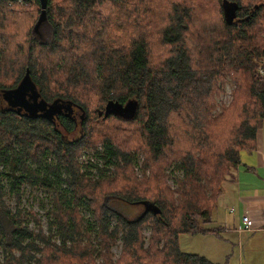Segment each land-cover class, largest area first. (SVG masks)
<instances>
[{
	"label": "trees",
	"instance_id": "16d2710c",
	"mask_svg": "<svg viewBox=\"0 0 264 264\" xmlns=\"http://www.w3.org/2000/svg\"><path fill=\"white\" fill-rule=\"evenodd\" d=\"M0 1L13 4L21 3L24 6L34 3L39 8V15L31 24L30 34L33 37L29 41L25 39L28 45L26 52L29 53V58L33 59V64L29 62L28 66H25L16 78V82L21 81L28 70V78L35 85V91L41 99L47 103H53L56 100L67 102L72 107L71 114L62 113L57 116V121L41 117L33 119L17 115L5 106H1L0 97V251L3 257H6L4 264H214L202 256L181 252L178 242L179 237L184 234L220 237L221 229L211 227L210 216L216 210L215 202L219 190H213L212 186V196L206 203H202L198 196H192L181 199L178 205L174 206L165 196H152L148 183V188L144 191L133 186L126 188L124 193L118 191L110 195L109 198L106 196L104 200L113 199L116 205H121L123 202L135 206H139L140 202L147 201L158 207L160 213L157 215L147 212L140 217L142 209L135 217L128 218L118 210L120 208H112L103 203L97 208L96 192L98 193L102 189V184L84 178L79 173L78 166L74 161L76 149L89 142L81 143V139L78 141L68 139V134L76 127V119L73 115L78 111L80 125H83L86 122L87 108L80 101L81 98L56 91L59 87L54 89L57 95L51 93L53 87L51 89L50 82L45 78L46 70L49 68L43 65L44 61L52 57L56 50L62 48L60 42L63 41V38L67 39L70 32L78 33L77 30L81 25L82 27L86 26L84 30L86 34L87 28L93 26L97 21L100 23L98 25L103 24L107 29L113 30L114 25L110 24L109 19L114 21L118 15L103 16L96 13L100 15L97 16L94 9L107 3L114 8L124 1L126 4L133 0H67L75 12L69 15L61 11V5H54V0H47L44 10L45 17L40 23V27L46 24L51 26L54 41L49 45L40 44L39 35L35 29L36 23L41 20L39 0H30L29 2ZM143 1L148 2L149 0H139V2ZM240 1L248 6H253L256 11L242 16L244 13L242 14L241 10L244 7L239 4ZM258 1L260 2V0H220L219 5L225 23L222 31L229 41L221 46L215 42V49L210 50L211 54L201 68L193 66L189 49L185 46L184 32L188 30L191 18L190 7L186 6L178 10L173 5L167 19L168 22L161 28L160 34L162 44L176 49L177 53L170 59H166L165 66L157 70L150 67L147 42L144 38L138 37L133 39L128 49L125 46L121 47L124 52L121 49L116 50L115 54L119 55L115 57L112 55V58L105 55L101 49L97 50L98 56L94 61L98 65L94 67V73L97 72L99 78L97 84L90 83L89 73L81 67L83 59L79 57V53V56L75 57L76 62L71 63L70 59L66 60L65 64H70V67L63 76V83H69L70 88L78 86V84L86 86L95 84L100 99L105 100V105L108 102H116L122 106L130 101L136 103L135 115L132 119H124L112 114L104 117L105 106L98 110L96 115L103 121L115 117L133 122L137 119L140 110L143 109L144 118L140 127L143 131L146 153L153 160L164 157L166 151L173 146L169 127L166 125L168 117L176 111L186 112L188 110L195 113L201 109L202 105L197 100L201 99L200 96L203 92L206 95L210 91L216 74L214 69L218 64L220 70L224 55H227L232 47L231 43L254 41L253 36L250 38L247 36L251 31L250 28H253L256 22L257 12L264 10V2L257 4ZM224 2L233 7L234 17L231 22H228V18H226ZM102 17L107 19L103 20ZM12 31L16 35L21 31V28L16 25ZM70 47L67 51L74 53L73 44L70 43ZM258 48L257 45L248 53L247 49L242 47L240 51L238 47L240 52L234 58L239 62V65L245 66L246 70L252 69L253 75L250 73L251 81L249 83L252 87L247 95L251 101L250 109L244 108L247 116L238 121L236 141L231 143L225 152L219 154V160L226 161L225 163L229 167H236L240 164L242 151L251 152L254 150L258 124L264 121V77L256 78L255 67L250 68L248 65V69L247 65L240 61L243 54L248 59L251 58ZM3 49L6 48L3 47ZM6 51L8 52L7 49ZM215 63L217 64L215 65ZM78 68L80 69L77 70ZM70 75L71 77H69ZM15 85L16 83L8 88L1 87L0 91L13 90L18 86V84ZM118 88L122 89L124 93H116ZM194 123L191 125L195 127ZM196 137L195 135L194 138ZM108 139L105 137L102 140L101 150L94 153L99 162L107 168L119 162H123L125 165L132 162V155L114 147ZM206 139L203 137L201 140L199 139L198 143L202 145L203 140ZM249 143L251 144L248 147ZM44 147L53 148L52 154L55 157V163L47 164L42 158L47 152L43 149ZM194 163L193 155L188 153V155H183L181 162L177 164V168L183 171L185 180L193 176ZM30 164H35V168L31 169ZM61 165L65 167L62 169ZM3 179L6 180V189L2 185ZM23 183L53 191L54 208H52L51 214L54 221L50 223L55 227L53 234L50 231V234L44 236L40 230L34 233L28 228L26 224L28 220L33 221L36 225L40 224L35 215L22 214L18 210L14 213L10 211L4 196L10 197L19 205ZM79 206H84L91 211L95 222L94 228L86 227L82 223V217L77 211ZM111 219L115 220L113 226L110 224ZM146 224L151 226V237L148 246L144 248L140 231ZM92 235H98L99 240L93 242ZM118 235H121L122 253L118 259L111 260L110 248ZM54 238L59 244L53 242ZM13 252H16L17 255H14Z\"/></svg>",
	"mask_w": 264,
	"mask_h": 264
},
{
	"label": "rangeland",
	"instance_id": "374dc122",
	"mask_svg": "<svg viewBox=\"0 0 264 264\" xmlns=\"http://www.w3.org/2000/svg\"><path fill=\"white\" fill-rule=\"evenodd\" d=\"M263 2L264 0H260L256 3L261 4ZM58 4L62 6L61 11L68 15L75 13L74 8L70 7L67 0H54V5ZM108 4L94 9V13L97 16L118 15L114 21L109 19L110 24L114 25L113 30L107 29L103 24L98 25L100 23L97 21L93 26L87 28L85 34L86 26L80 25L79 30H77L78 33L70 32L68 38H63V41L60 42L62 48L56 50L52 57L47 58L43 63L49 68L46 70L45 78L50 82L51 89L53 87L51 93L57 95L56 91H61L66 92V94L69 93L71 96H77L81 98L80 101L87 108L85 124L80 125L78 117L80 113L78 111L73 115L76 119V127L68 134V139L71 141L81 139V143L89 142L76 149L74 161L78 166L79 173L84 178L102 184V189L98 193L96 192V207L99 208L103 203L112 208H120L118 210L124 216L133 218L142 211V206L129 205L123 202L121 205H116V203L114 204L115 200L107 199L105 201L104 198L106 196L109 198L110 195L118 191L124 193L126 188L133 186L144 191L148 188L147 184L149 183V192L152 196H165L174 206H177L181 199L192 196H198L202 203L208 202L212 196L211 189L213 186V190H219L215 202L217 208L224 192L230 187V182L234 179L233 174L239 166L229 167L225 163L226 161L221 162L219 160V154L225 152V149L236 141L238 121L247 116L244 108L250 109L249 105L251 104L247 95L252 87L249 83L251 81L250 73L253 75L252 69L246 70V67L239 65V62L234 58L242 50V47L247 49L249 53L258 45V50L251 58L248 59L243 54L240 61L245 63L248 69V65L250 68L255 67L256 78L264 77V10L257 12L256 22L253 28H250L251 31L247 36L248 38L253 36L254 41L246 40L231 43L232 47L229 53L224 55L220 70L219 65L215 63V65L217 64L214 69L216 74L211 83V89L206 95L203 92L200 96L201 99L197 100L202 105L201 109L195 113L188 110L186 112L183 110L176 111L168 117L166 125L169 127L173 146L166 151L164 157L153 160L146 153L143 131L140 127L144 118L143 109L140 110L137 119L133 122L115 117L103 121L96 115L98 110L105 106V100L100 99L98 95L97 86L95 84L87 86L78 84V86L70 88L69 83H63V76L70 67V64H65V62L69 59L71 63L76 62L75 57L80 55L79 57L83 59L81 67L89 73L90 83L97 84L99 78L97 72L94 73V67L98 66L94 63L98 56L97 50L101 49L105 55L112 58V55H114L113 57L119 55L118 53L115 54L116 50L121 49L124 52L122 46L128 49L133 39L142 37L148 45L150 67L156 70L162 68L165 66L166 59H170L177 53L176 49L162 44L160 34L161 28L168 22L167 19L172 6L175 5L174 7L178 10L186 6L190 7L191 18L188 30L184 32L185 46L189 49L193 66L201 68L211 54L210 50L215 49V42L221 46L229 41L222 31L225 23L219 5L220 0H149L148 2L133 0L126 4L124 1L119 6L113 5L114 8ZM239 4L244 7L241 10V13H244L242 16H247L256 11L253 6H248L242 1ZM38 10L39 8L34 3H28L27 6H24L21 3L13 4L0 1V88H8L15 83L16 85L19 84L20 81L16 82V78L25 66H28L29 62L33 64V59H30L29 53L26 52L28 46L26 41L33 37L30 34V29L34 19H37L39 15ZM102 19L107 18L102 17ZM16 25L20 26L21 31L15 35L12 28ZM37 32L40 44L49 45L54 41L50 25H41ZM70 43L73 44L74 53L67 51L68 48H71ZM57 87L59 88L55 91L54 89ZM116 93H124V91L118 88ZM1 106H4V103ZM195 121L196 123H194ZM191 123H194L195 127ZM201 126L205 127L202 128ZM195 135L196 138H194ZM105 137L106 139L109 138L108 140L114 147L132 155V162L128 165L119 162L108 168L99 162L94 153L101 150L102 140ZM203 137L207 139L203 140V144L200 145L198 141ZM43 149L47 150L42 157L46 163H55V157L52 154L53 148L44 147ZM188 153H191L195 160L194 174L185 180L183 171L177 168V164L181 162V157L188 155ZM29 166L31 169L35 168V164ZM61 166L62 169L65 167L64 165ZM5 183L6 180L3 179L2 185L6 189ZM52 195L51 189L41 186L32 187L30 184L23 183L21 186L22 198L19 205L8 196H4V199L12 213L18 210L22 214L35 215L40 224L36 225L33 221L28 220L26 222L28 228L34 233L40 230L46 236L50 234V231L52 234L55 231L54 225H50L54 221L51 214V210L54 208ZM77 208L82 217V223L86 227L94 228L95 222L91 216V211L84 206ZM110 224L115 225V220L111 219ZM211 227L216 228L213 224ZM254 228L253 232L258 231V227ZM150 230L151 226L146 224L140 231L144 248L148 246L151 237ZM120 237L121 235H118V238L111 245V260L118 259L122 253ZM214 237L212 235L184 234L179 237L178 244L184 252L206 255L209 257L208 259L219 264H264V236L255 237L244 234L240 240L236 237L237 240L232 241L230 246L218 243L219 240ZM91 240L93 242L98 241V235H92ZM53 242L59 244L56 238ZM13 254L17 255L16 252ZM5 262L6 257H3L0 251V264Z\"/></svg>",
	"mask_w": 264,
	"mask_h": 264
},
{
	"label": "crops",
	"instance_id": "0c3cea01",
	"mask_svg": "<svg viewBox=\"0 0 264 264\" xmlns=\"http://www.w3.org/2000/svg\"><path fill=\"white\" fill-rule=\"evenodd\" d=\"M255 135L254 150L240 153V164L233 174L234 179L211 215L213 226L221 229V235L223 234L220 237H212L217 238L220 244H227L226 246H230L234 240H240L244 234L264 236V121L258 124ZM231 209L233 213L230 212ZM240 212L252 220L258 231L252 233L238 231ZM193 255L202 256L214 264H219L208 259L206 255L196 253Z\"/></svg>",
	"mask_w": 264,
	"mask_h": 264
},
{
	"label": "water",
	"instance_id": "95a60500",
	"mask_svg": "<svg viewBox=\"0 0 264 264\" xmlns=\"http://www.w3.org/2000/svg\"><path fill=\"white\" fill-rule=\"evenodd\" d=\"M14 1V0H9ZM23 2H28L29 0H21ZM41 5V20L36 23V31H38L40 27V23L43 22L45 17V8L47 4V0H39ZM226 10V18H228V22L232 21L233 15V7L227 2L223 3ZM38 33V32H37ZM29 77V71L26 70L24 76L21 78L22 80L18 84L15 89L0 91V97L3 101H6V106L8 110L16 112V114H20V111H23V115L26 118H45L50 121H53L60 114L69 115L72 113V107L69 103L60 102L59 100L54 101L53 103H47L43 99L40 98L37 93L36 87L31 82ZM136 110V103L128 102L126 105L122 106L116 102H108L105 105L104 109V117L109 116L110 114L124 118V119H132L135 115L134 112ZM140 206L143 207V211L140 214V217L145 215L147 212H152L157 215L160 213V210L157 206L153 205V203H148L147 201H143L139 203Z\"/></svg>",
	"mask_w": 264,
	"mask_h": 264
},
{
	"label": "built area",
	"instance_id": "2783aa9c",
	"mask_svg": "<svg viewBox=\"0 0 264 264\" xmlns=\"http://www.w3.org/2000/svg\"><path fill=\"white\" fill-rule=\"evenodd\" d=\"M231 213H233V209L230 210ZM239 217V232H253L255 230V225L253 224L252 220L245 214H241L240 212Z\"/></svg>",
	"mask_w": 264,
	"mask_h": 264
},
{
	"label": "flooded vegetation",
	"instance_id": "af4514ba",
	"mask_svg": "<svg viewBox=\"0 0 264 264\" xmlns=\"http://www.w3.org/2000/svg\"><path fill=\"white\" fill-rule=\"evenodd\" d=\"M1 101H2V103H4V106L7 108V106H6V104H7L6 101H3L2 98H1ZM73 109H75V108H73ZM73 111H74V110H73ZM20 112H21V113L18 114V115H23V111H20ZM14 113L16 114V112H14ZM57 119H58V118H55L54 121H57Z\"/></svg>",
	"mask_w": 264,
	"mask_h": 264
},
{
	"label": "bare ground",
	"instance_id": "6f19581e",
	"mask_svg": "<svg viewBox=\"0 0 264 264\" xmlns=\"http://www.w3.org/2000/svg\"><path fill=\"white\" fill-rule=\"evenodd\" d=\"M104 170V169H103ZM106 171V170H105Z\"/></svg>",
	"mask_w": 264,
	"mask_h": 264
}]
</instances>
